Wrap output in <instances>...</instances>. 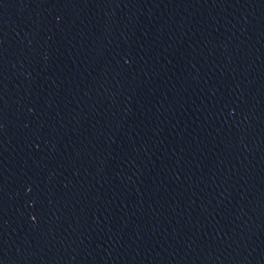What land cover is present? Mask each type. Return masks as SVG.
<instances>
[{"label":"water","instance_id":"water-1","mask_svg":"<svg viewBox=\"0 0 264 264\" xmlns=\"http://www.w3.org/2000/svg\"><path fill=\"white\" fill-rule=\"evenodd\" d=\"M0 264H264V0H0Z\"/></svg>","mask_w":264,"mask_h":264}]
</instances>
